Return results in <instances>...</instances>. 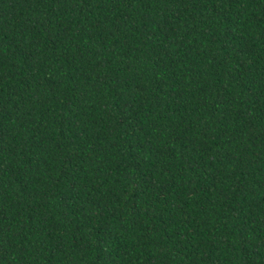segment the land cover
<instances>
[{
  "label": "trees",
  "instance_id": "1",
  "mask_svg": "<svg viewBox=\"0 0 264 264\" xmlns=\"http://www.w3.org/2000/svg\"><path fill=\"white\" fill-rule=\"evenodd\" d=\"M0 264H264V0H0Z\"/></svg>",
  "mask_w": 264,
  "mask_h": 264
}]
</instances>
